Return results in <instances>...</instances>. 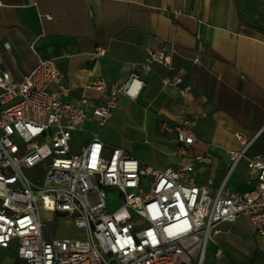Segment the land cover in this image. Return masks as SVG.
<instances>
[{
    "label": "built area",
    "instance_id": "built-area-1",
    "mask_svg": "<svg viewBox=\"0 0 264 264\" xmlns=\"http://www.w3.org/2000/svg\"><path fill=\"white\" fill-rule=\"evenodd\" d=\"M174 52L150 51L142 68H171ZM105 53L97 49L92 59ZM144 87L137 74L125 84L99 78L72 97L52 60L19 81L0 67V249L15 245L22 264H205L222 223L244 216L264 236V154L248 156L257 136L236 133L243 149L229 152L228 176L245 162L254 187L234 192L225 180L214 196L211 180L200 187L192 177L196 166L211 163L206 155L189 158L196 119L162 127L177 143L175 168L144 165L124 149H107L98 134L74 150V135L85 131L89 114L103 128L119 97L136 101ZM86 91L97 92L101 103L92 106ZM111 193L121 198L113 211ZM42 213L64 217L80 235L48 239Z\"/></svg>",
    "mask_w": 264,
    "mask_h": 264
},
{
    "label": "crops",
    "instance_id": "crops-1",
    "mask_svg": "<svg viewBox=\"0 0 264 264\" xmlns=\"http://www.w3.org/2000/svg\"><path fill=\"white\" fill-rule=\"evenodd\" d=\"M171 47V68L159 63L142 68L150 51L169 53ZM97 49L105 56L93 60ZM48 60L72 97L99 78L125 84L137 74L145 82L136 101L119 97L105 127L89 114L85 131L76 133L91 134L86 144L98 134L107 149H124L144 165L175 168L177 143L162 127L196 119L189 158L206 155L211 163L196 166L194 182L208 187L211 180L212 196L225 180L234 192L254 187L245 162L228 176L229 152L243 149L235 139L240 132L247 140L257 136L249 157L264 154V0H0V67L19 81ZM85 95L92 106L101 103L97 92ZM126 121L136 125L135 144L151 147L149 164L101 137L110 126L121 140H130L120 129ZM217 229L205 264H264V236L248 218ZM11 264L22 263L17 258Z\"/></svg>",
    "mask_w": 264,
    "mask_h": 264
},
{
    "label": "rangeland",
    "instance_id": "rangeland-1",
    "mask_svg": "<svg viewBox=\"0 0 264 264\" xmlns=\"http://www.w3.org/2000/svg\"><path fill=\"white\" fill-rule=\"evenodd\" d=\"M133 106V105H132ZM91 132H94L96 129L91 127ZM121 132L129 139H120L121 134H119L116 128L110 126L102 129L100 131L101 137L112 146H121L130 152H137L141 156H144L146 163L149 164V155L148 149H151L150 146H143L141 143L135 144L136 137V125L132 122L126 121L124 124L120 125ZM91 134H75L76 147L75 151H78L79 148L85 145ZM144 141V140H143ZM142 161V160H140ZM121 198L119 194L111 193L108 197V203H111L109 206L110 210H115L119 207ZM42 221L45 225L44 233L50 239L54 238H77L80 232L74 227V225L60 215H50L47 213H42ZM14 260H17V247L15 245L7 251L0 249V264H11Z\"/></svg>",
    "mask_w": 264,
    "mask_h": 264
}]
</instances>
